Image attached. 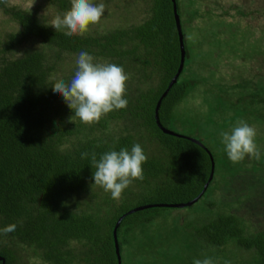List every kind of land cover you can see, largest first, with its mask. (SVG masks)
<instances>
[{
	"label": "trees",
	"instance_id": "obj_1",
	"mask_svg": "<svg viewBox=\"0 0 264 264\" xmlns=\"http://www.w3.org/2000/svg\"><path fill=\"white\" fill-rule=\"evenodd\" d=\"M44 1L56 15L71 6L70 0ZM142 1L146 7L140 23L68 36L66 29L51 27L37 9L0 0V17L13 24L9 31L0 30V228L17 225L14 232L0 234L4 264H117L112 231L121 217L116 232L120 255L134 231L167 208L155 205L186 204L200 195L211 171L208 152L214 172L199 199L219 179L215 157L201 141L174 132L178 136L164 134L155 123V106L179 67V33L172 0ZM174 3L185 57L177 82L158 110V121L168 131L184 112V99L193 95L204 78L192 73L200 64L190 61L186 46L184 15L186 6L194 3ZM221 34L219 30L215 34L220 48L225 43ZM80 51L97 62L122 66L129 76L123 97L128 101L126 108L91 124L79 119L71 122L73 111L51 88L57 79L72 78L76 65L71 61ZM254 87L245 95L246 113L264 112V88ZM187 138L200 142L208 152ZM135 143L148 157L142 164L143 179L134 180L118 200L92 186L94 169L88 159H81V153L94 151L99 157L110 149L130 150ZM224 156L220 164L226 162ZM249 157L250 167H245L244 157L242 168L227 181L236 208L229 209V200L220 203L223 212L196 230L195 246L214 249L215 264H264V222L259 221L264 218V203L240 213L238 205H246L245 198L247 202L258 198L252 191L236 192L233 183L238 175L250 174L263 190L264 178L257 174H264V150L259 160ZM143 206L153 207L128 214Z\"/></svg>",
	"mask_w": 264,
	"mask_h": 264
},
{
	"label": "rangeland",
	"instance_id": "obj_2",
	"mask_svg": "<svg viewBox=\"0 0 264 264\" xmlns=\"http://www.w3.org/2000/svg\"><path fill=\"white\" fill-rule=\"evenodd\" d=\"M10 1L22 8L37 9L49 23L57 16L44 0ZM101 2L106 5V11L89 30L110 29L126 22L137 24L144 19L146 5L142 0H95L97 4ZM192 2L193 5L186 6L184 15L188 21L185 24L188 28L186 46L190 61L195 60L201 65L194 67L192 73L205 79L202 78L193 95L184 99V112L179 113L167 128L181 136L201 141L214 155L217 171L221 174L217 182L210 185L208 193L191 207L160 210L159 216L151 223L137 228L127 244L121 247L122 264H193L195 259H213L214 249L205 246L202 250L200 246H195L196 230L213 220L217 213L223 212L224 207L220 203L229 200L228 206L232 207L229 209L236 208L237 205L232 204L235 196L230 195L231 186L227 181L238 168H242L244 160L233 163L228 159L220 133L230 131L237 121L244 120L256 129L254 142L260 153L264 150V112H245L247 89H255V85L264 88V0ZM214 23H221L222 26L215 27ZM12 25L0 17L1 33L9 31ZM218 30L223 33L220 39L225 42L221 48L215 37ZM74 64L75 59L71 61V65ZM60 76L62 72L57 75L58 78ZM222 155L227 160L220 164ZM249 156L245 155L247 168L250 167ZM257 175L264 178V174ZM233 183L237 187L236 192L252 191L258 198V201L252 198L249 202L245 198L242 202L246 205H238L240 213H249L264 203V188L262 190V184L256 177L242 173ZM213 202L215 206L212 208L210 204ZM253 218L256 220L255 216ZM259 221L263 223L264 218Z\"/></svg>",
	"mask_w": 264,
	"mask_h": 264
},
{
	"label": "clouds",
	"instance_id": "obj_3",
	"mask_svg": "<svg viewBox=\"0 0 264 264\" xmlns=\"http://www.w3.org/2000/svg\"><path fill=\"white\" fill-rule=\"evenodd\" d=\"M70 5V9L57 15L51 24L56 31L66 29L65 35L68 36L89 30L91 25L101 20L106 11L103 2L97 4L94 0H70ZM75 65L74 75L70 80L57 79L51 87L53 92L63 97L67 107L73 111L71 122L79 119L82 123L91 124L99 121L102 115L126 108L128 101L123 97L126 94V81L129 76L122 66L110 62H97L96 58L86 51H80L76 55ZM220 136L227 157L233 163L244 159L246 154L260 159L259 148L254 142L256 129L246 121H237L230 131H222ZM81 159H88L94 169L92 186L103 188L105 192L111 193L112 199L118 200L134 180L143 179L142 164L148 157L142 146L135 143L130 150L110 149L99 157L94 151L83 152ZM16 227V224H10L0 228V234L14 232ZM193 264H214V260L205 257L195 259Z\"/></svg>",
	"mask_w": 264,
	"mask_h": 264
},
{
	"label": "water",
	"instance_id": "obj_4",
	"mask_svg": "<svg viewBox=\"0 0 264 264\" xmlns=\"http://www.w3.org/2000/svg\"><path fill=\"white\" fill-rule=\"evenodd\" d=\"M172 2H173V9H174V17H175L176 27H177V30H178V33H179L180 61H179V67H178V70H177L176 74L174 75V77L170 81L166 91L162 94V96L160 97V99L158 100V102H157V104L155 106L154 120H155V123H156L158 129L162 133L168 134V135H173V136H178V135L174 134L173 132H170L167 129L163 128L161 126V124L159 123V121H158V110H159L160 104H161L163 98H165V96L167 95V93L170 90V88L177 82V80H178V78H179V76H180V74H181V72L183 70V66H184L185 52H184L182 34H181V29H180V23H179V19L177 17L174 0H172ZM187 139H189V138H187ZM189 140H191L193 143L201 146L203 149H205L207 151V149L200 142H198L196 140H193V139H189ZM208 155H209L210 162H211V171H210V175H209V178L207 180V183L205 184L202 192L200 193V195L198 197H196L194 200H192L191 202H188L186 204H180V205H155V206H157V207H167V208L168 207L169 208H183V207L190 206L193 203H195L203 195V193L207 189V187H208V185H209V183H210V181L212 180V177H213L214 162H213L212 156L210 155L209 152H208ZM150 207H153V206L138 207V208H135V209L131 210L130 212H128V214H131V213H134V212H137V211H141V210H144V209H147V208H150ZM121 220H122V217L116 222L115 227L113 228V231H112V237H113V243H114V251H115V255H116V259H117V264H121V255H120V251H119L118 239H117V233H116L118 225H119ZM0 262H1V264H4V260L2 258H0Z\"/></svg>",
	"mask_w": 264,
	"mask_h": 264
}]
</instances>
